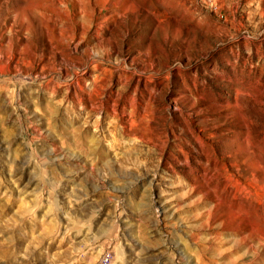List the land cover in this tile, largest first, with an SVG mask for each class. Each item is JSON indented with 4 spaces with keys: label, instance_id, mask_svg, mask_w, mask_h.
I'll return each mask as SVG.
<instances>
[{
    "label": "rangeland",
    "instance_id": "rangeland-1",
    "mask_svg": "<svg viewBox=\"0 0 264 264\" xmlns=\"http://www.w3.org/2000/svg\"><path fill=\"white\" fill-rule=\"evenodd\" d=\"M0 264H264V0H0Z\"/></svg>",
    "mask_w": 264,
    "mask_h": 264
},
{
    "label": "built area",
    "instance_id": "built-area-1",
    "mask_svg": "<svg viewBox=\"0 0 264 264\" xmlns=\"http://www.w3.org/2000/svg\"><path fill=\"white\" fill-rule=\"evenodd\" d=\"M109 259L110 258L107 256V257L104 258V261L107 262V261H109Z\"/></svg>",
    "mask_w": 264,
    "mask_h": 264
}]
</instances>
